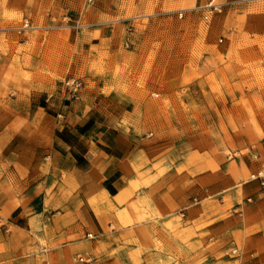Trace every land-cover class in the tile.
<instances>
[{"label":"crops","instance_id":"0c3cea01","mask_svg":"<svg viewBox=\"0 0 264 264\" xmlns=\"http://www.w3.org/2000/svg\"><path fill=\"white\" fill-rule=\"evenodd\" d=\"M45 2L0 0V10ZM119 3L94 0L84 42ZM82 81L75 98L44 83L0 99V264H68L79 253L96 264L227 262L211 252L218 244L264 264V193L248 180L264 146L232 137V149L212 127L186 132L121 92L110 109V94Z\"/></svg>","mask_w":264,"mask_h":264},{"label":"rangeland","instance_id":"374dc122","mask_svg":"<svg viewBox=\"0 0 264 264\" xmlns=\"http://www.w3.org/2000/svg\"><path fill=\"white\" fill-rule=\"evenodd\" d=\"M205 1L122 0L105 6L118 13L99 24L91 42L87 37L83 41L82 31L87 27L85 11L98 9L94 0L2 7L0 99L27 95L44 83L62 85L75 98L83 83L71 96L65 82L72 78L83 82L85 77L87 89L110 94L104 102L110 109L116 104L113 93H125L155 120L166 124L179 120L186 132L216 128L232 149V137L249 139L261 149L264 0H219L221 13L207 21L195 9ZM181 10L183 18L177 15ZM25 19L32 28L19 31ZM258 156L251 154L255 160ZM232 248L218 244L210 250L218 252V260L229 259L219 264H232L236 259ZM237 249L246 264L247 250ZM68 264H75L73 255Z\"/></svg>","mask_w":264,"mask_h":264},{"label":"built area","instance_id":"2783aa9c","mask_svg":"<svg viewBox=\"0 0 264 264\" xmlns=\"http://www.w3.org/2000/svg\"><path fill=\"white\" fill-rule=\"evenodd\" d=\"M222 7L223 3H221L219 0H206L204 4L197 6L195 9H197V11L200 13L201 18L207 21L213 15L221 13ZM177 15L179 18H183V10L179 11ZM31 28L32 26H30L29 22L25 19L18 30H28ZM124 45L126 48L129 47V37L126 38ZM65 85L68 88V93H70L71 96H74L81 87V81L79 79L72 78L68 79L65 82ZM248 180L256 181L259 185L260 191L264 193V164H262L255 171L251 172L248 176ZM246 200L250 201L251 199L247 198ZM87 237H92V235L87 234ZM230 253L236 258L232 264H243L241 261V253L236 247L232 248ZM73 260L75 264H95L96 262V258L85 253L76 254Z\"/></svg>","mask_w":264,"mask_h":264}]
</instances>
